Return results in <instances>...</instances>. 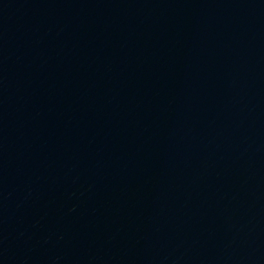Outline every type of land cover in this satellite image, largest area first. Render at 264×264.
Segmentation results:
<instances>
[{
	"label": "water",
	"instance_id": "obj_1",
	"mask_svg": "<svg viewBox=\"0 0 264 264\" xmlns=\"http://www.w3.org/2000/svg\"><path fill=\"white\" fill-rule=\"evenodd\" d=\"M0 264H264V0H0Z\"/></svg>",
	"mask_w": 264,
	"mask_h": 264
}]
</instances>
